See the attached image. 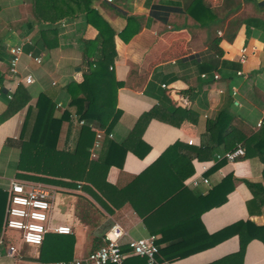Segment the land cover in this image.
<instances>
[{
    "label": "crops",
    "instance_id": "0c3cea01",
    "mask_svg": "<svg viewBox=\"0 0 264 264\" xmlns=\"http://www.w3.org/2000/svg\"><path fill=\"white\" fill-rule=\"evenodd\" d=\"M192 2H91V9L113 33L103 49L105 53L110 50L105 60L120 83L116 92L120 116L110 139L123 146L125 156L121 167L114 163L106 174L111 187L108 198L114 205L103 198L109 208L106 211L80 183L69 187L37 182L47 186L53 197L50 225L69 226L72 233L49 232L39 247L15 239L12 245L17 253L8 256L2 247L0 264H59L85 258L102 245L114 224L126 232L121 240L126 262L137 257L127 247L129 240L154 237L161 264H264V243L249 237L246 228L248 221L264 227V163L257 155L245 157L254 136H264V0H202L204 8L216 13V22L208 27L188 14ZM86 3L68 2L78 10L73 19L59 22L58 46L35 55L38 26L32 1L0 0V88L12 95L23 86L30 96L28 104L34 106L40 93L72 81L80 83L84 71L82 40H93L98 34L84 11ZM215 38L221 39V57L211 49ZM13 46L24 50L15 76L9 73L8 50ZM243 48L247 59L241 64ZM28 54L40 57L41 63L33 62ZM208 59L213 60L210 63L219 77L210 82L201 73L208 65L200 63ZM28 75L34 82L26 86L21 82ZM55 93L54 100L61 105L56 115L60 116L69 96ZM153 108L160 109L164 120L145 118ZM174 109L186 111L178 127L166 122L180 120ZM5 110L6 101L0 94V117ZM26 111L27 107L0 123L1 229L7 182L18 179L10 165L18 158V135ZM224 112L231 115V125L244 136L237 144L244 156L233 162L223 159L229 150L223 142L217 145L218 139L212 141L206 129L208 120ZM72 122L63 125L59 148L74 146L80 127ZM230 175L233 181L215 191ZM196 176L206 178L208 184L200 181L192 185L190 180ZM247 182L260 187L257 197ZM224 196V203H218ZM86 200L95 207L89 204L92 209L87 210L83 206ZM133 205L143 215L135 212ZM240 223L243 225L238 226Z\"/></svg>",
    "mask_w": 264,
    "mask_h": 264
},
{
    "label": "trees",
    "instance_id": "16d2710c",
    "mask_svg": "<svg viewBox=\"0 0 264 264\" xmlns=\"http://www.w3.org/2000/svg\"><path fill=\"white\" fill-rule=\"evenodd\" d=\"M31 1L32 13L38 26V37L33 45V48H35L33 52L36 55L38 52L49 51L58 46L59 22L73 19L78 8L74 9L68 4L71 0ZM92 1L86 0L84 11L98 34L93 40H82L83 80L80 83L72 81L64 87L56 86L53 88L54 90L50 89L40 93L34 106L28 104L30 96L23 86L19 85L11 98L7 97V90L1 86L0 94L6 101V110L0 117V123L27 107L25 119L18 135V158L14 164L10 165V169H13L16 178L69 187H75V183H80L92 199L107 211L109 208L102 199L105 198L113 205L114 202L108 198L111 187L106 183V174L114 163L118 167L122 166L125 149L122 145L110 139V133L120 116V111L116 109V92L120 83L116 82L113 73L109 70L108 62L105 60V54H108L110 50L105 53L106 49L103 48L108 39L113 37V33L97 12L91 9ZM234 1L227 0L228 3ZM227 2H225V6ZM187 11L201 26L208 27L216 22L215 11L204 8L202 0H193L187 7ZM209 21L210 23H208ZM124 31L127 32V29ZM120 35L123 36L122 33ZM220 42V38H215L211 43V49L217 57L223 55L222 50L219 48ZM203 61L200 63L208 65L209 68L202 69L201 73L205 75L204 80L210 82L216 67L210 63L213 60ZM54 91L57 93L65 92L69 96V103L60 116L56 115L57 104L54 100L56 94ZM173 112L181 115L180 120L177 122L167 120L166 122L178 127L183 120V116L186 115V111L174 109ZM161 114L159 108H153L145 118L163 119ZM163 115H165L164 112ZM72 117H75L77 121H83L84 124L79 126L73 147L59 148L58 143L62 127L67 122L73 123ZM231 120V115L224 112L217 119L206 122V129L211 140L218 139L217 145L223 142L229 150L226 153L238 148L237 144L244 140V136L240 135L239 130L231 125ZM94 129L101 130L104 133L95 159L91 158L90 153L95 140ZM261 130L264 134V126ZM261 136L260 134L254 136L251 141L252 146L247 144L245 157L257 155L264 163V136ZM179 145L177 143V146ZM117 160L119 162H116ZM232 181L233 176L230 175L214 190L218 192ZM246 184L254 197H257L260 187L249 182ZM261 192L264 194L262 188ZM1 199L3 200V197ZM225 200L226 196L218 203H224ZM89 204L95 207L87 200L83 202V206L86 205L87 210L89 207L91 208ZM133 209L139 215H143L134 205ZM2 217L3 213L0 212V231ZM242 225L243 223L238 224V226ZM246 228L249 237L264 243V227L256 226L248 221L246 222ZM41 259L39 257L38 261H41ZM135 262H138L137 264H147L145 259L139 257L131 258L128 262L125 261V264H134Z\"/></svg>",
    "mask_w": 264,
    "mask_h": 264
},
{
    "label": "built area",
    "instance_id": "2783aa9c",
    "mask_svg": "<svg viewBox=\"0 0 264 264\" xmlns=\"http://www.w3.org/2000/svg\"><path fill=\"white\" fill-rule=\"evenodd\" d=\"M107 1L111 2L112 0ZM8 51L10 54L9 73L15 76L18 73V64L24 51L21 46H13ZM27 56L36 64L41 63L40 57L33 56L32 54H28ZM246 56V49H241L239 53L241 64L246 62ZM204 77L205 75H202V78ZM218 78V75H213L214 80ZM33 82L32 75H28L23 78L21 83L28 86ZM7 97L11 98V94ZM60 106V104H57V107ZM72 118L79 126L84 124L83 121H77L75 117ZM94 132L95 140L90 153L91 158L95 159L104 133L101 130L95 129ZM191 143L192 141H189V144ZM1 151L2 147L0 144V155ZM243 156L244 150L238 147L231 152L225 153L223 159L233 162ZM202 169L206 170V167H202ZM199 179L197 176L191 178V184L197 186L200 181L208 184L206 178L200 177ZM5 191L7 202L3 226L0 231V249L5 246L8 256L13 257L17 253L14 245H6V234L8 232H20L21 237L16 239L22 244L32 247H39L43 243L45 235L49 232L59 235H70L72 233L69 226L59 225L53 227L50 225V211L52 209L53 197L47 186L37 182H27L11 178L7 182ZM125 235V230L118 224H114L104 236L103 243L97 250L85 258L73 259L59 264H125L126 254L121 250V240ZM127 247L132 255L145 259L147 264H161L157 261L159 248L155 243L154 237L131 239L127 242Z\"/></svg>",
    "mask_w": 264,
    "mask_h": 264
},
{
    "label": "rangeland",
    "instance_id": "374dc122",
    "mask_svg": "<svg viewBox=\"0 0 264 264\" xmlns=\"http://www.w3.org/2000/svg\"><path fill=\"white\" fill-rule=\"evenodd\" d=\"M55 83H53V85H54ZM61 107V106H60ZM60 107H57V108H60ZM21 236H20V232L18 233V232H8L7 234H6V242L8 243V244H13V243H15V239L16 238H20Z\"/></svg>",
    "mask_w": 264,
    "mask_h": 264
}]
</instances>
